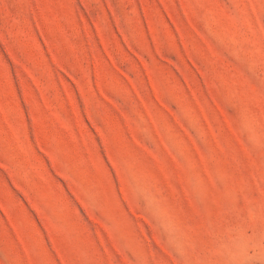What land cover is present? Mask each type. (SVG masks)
<instances>
[{"label": "rangeland", "instance_id": "374dc122", "mask_svg": "<svg viewBox=\"0 0 264 264\" xmlns=\"http://www.w3.org/2000/svg\"><path fill=\"white\" fill-rule=\"evenodd\" d=\"M0 264H264V0H0Z\"/></svg>", "mask_w": 264, "mask_h": 264}]
</instances>
